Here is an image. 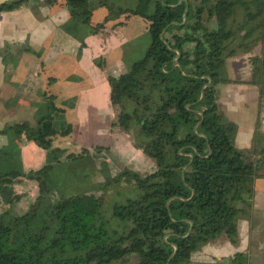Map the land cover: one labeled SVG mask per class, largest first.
Instances as JSON below:
<instances>
[{"label": "trees", "instance_id": "trees-1", "mask_svg": "<svg viewBox=\"0 0 264 264\" xmlns=\"http://www.w3.org/2000/svg\"><path fill=\"white\" fill-rule=\"evenodd\" d=\"M26 1L10 0L0 12ZM44 1L58 5V0ZM62 1L69 18L60 29L71 38L82 42L102 27L91 24L98 2ZM120 1L106 3L116 15L107 20L142 18L150 43L128 72L108 77L110 102L117 108L112 127L131 131L134 146L154 169L143 175L126 169L100 182H93L95 174L60 171L65 164L84 163L85 156L54 143L69 135L71 123L58 107L55 80L47 75L37 122L0 130L5 141L0 146V264H118L131 256L136 264H167L175 247L169 264H191L200 245L221 237L237 244L238 223L250 217L254 181L264 178V136L257 132L250 150L234 146L236 125L221 113L216 87L228 81L229 57L262 43L264 0H186V12L184 1L176 5L179 0ZM250 63L253 82L264 71V57L253 56ZM24 140L45 153V163L23 172ZM22 180L36 183V196L27 210H12L22 197L14 185ZM120 183L116 198L130 194L111 202L110 190ZM228 261L246 264L247 259L235 254Z\"/></svg>", "mask_w": 264, "mask_h": 264}, {"label": "crops", "instance_id": "crops-1", "mask_svg": "<svg viewBox=\"0 0 264 264\" xmlns=\"http://www.w3.org/2000/svg\"><path fill=\"white\" fill-rule=\"evenodd\" d=\"M60 10L58 5H47L44 0H28L13 11L0 12V48L10 47L8 50H12L14 47L15 50L16 47L23 45L33 50L31 58H26L24 54L16 55V64L13 57V63L7 65L8 71L23 77L25 72L29 74L28 79L35 81L34 86H13L2 75L6 72V67L0 60V104L3 103L1 101H11L12 98L16 99L13 103L17 105L41 102L47 84L46 77L49 75L55 80L52 88L58 95V107L63 108L60 104L65 102L74 103L71 108H64V116L72 120V126H78L82 135L83 131L86 135L89 134L92 123L106 128L105 131L110 136L113 130L114 138L120 141L111 146L122 150L128 146L125 144V137L121 135V129L112 127L116 122L117 111L110 102L108 75L114 77L120 75L117 71L121 72L123 68L116 66L118 61L114 59L113 53L126 39L132 40L143 30L147 31L146 22L137 16L121 15L101 23L102 27L96 33L87 34L83 41L79 42L60 29L67 21L66 14L63 15V11ZM91 24L96 26L99 23L92 20ZM77 56L78 59L74 58L79 60L77 64L72 65L68 62V57ZM253 56L263 58L264 50L261 52L252 50L249 53L240 51L229 57L225 64L228 81L219 83L216 87L217 104L224 117L236 125L234 146L241 151L251 149L257 132L264 136V71L261 69L259 77L252 82L250 59ZM108 57L111 59L108 68L114 67L103 78L95 64L102 62L106 64ZM8 60L11 58L8 57ZM28 94L34 98L33 101H23ZM2 109L0 105V112ZM8 113L9 115L19 113L10 116V124L28 122L29 114L25 109L8 108ZM261 141L260 147H264V138ZM4 143L0 136V146ZM54 143L60 148L63 146L59 138L55 139ZM24 144L28 146L23 147L21 152L25 167L35 169L43 165L45 153L32 142L26 141ZM93 144L92 141L85 149L91 151ZM138 153L136 154L135 149H130L127 151L129 156L127 160L135 157L139 166L147 164L151 168L152 161L140 151ZM21 182V185H14L17 193L23 192L26 182L30 181ZM259 188L264 192V178L254 181L253 210L248 220H242L238 224L237 244L233 245L221 237L206 244L209 248L205 245L200 251L192 254L191 264H229L228 259L235 254L246 255L247 264H264V215H260L259 210V208L264 210V198L262 196L263 202L258 206L256 189Z\"/></svg>", "mask_w": 264, "mask_h": 264}, {"label": "rangeland", "instance_id": "rangeland-1", "mask_svg": "<svg viewBox=\"0 0 264 264\" xmlns=\"http://www.w3.org/2000/svg\"><path fill=\"white\" fill-rule=\"evenodd\" d=\"M99 1H103V2L99 3ZM110 1H112V0H110ZM115 1H119V0H115ZM94 2H98V4H96L97 8L93 14V18H92L93 22L99 23V24L106 23L109 21V20H107L108 17L112 18L113 16H116V15L112 16L110 14V11L106 5V3L108 4L109 0H92V3H94ZM125 2H136V0H121L119 3H125ZM63 3H64V1L58 0V6L62 4L61 5L62 7L59 6L61 8L60 11H63V15L66 14L67 19H68L69 14H68L67 8L65 7V5H63ZM90 3H91V0H90ZM99 4L102 6H100ZM148 11H149V9H148ZM146 25H147V23H146ZM149 43H150V38H149V35L147 34V31H145V30H143V32L141 34H137L136 38H134L132 40H131V38L129 40L126 39L125 42L119 48H117V50H115V53H113L114 54L113 56L115 57L114 59H116L118 61L116 66L123 68L121 72L117 71V73L118 74H124V73L128 72V70L130 69L131 65L134 62L142 59L145 55L147 47L149 46ZM9 48H0V60H1L2 64L6 67V72L2 73L4 79L6 81L10 82L11 84H13V86H15V85H20L21 87H25L26 85L34 86L35 81L28 79L29 74L24 72L25 77H23L21 75L16 76L13 73H11V71H8L9 66H7L8 63H10V64L13 63V61H12L13 57L16 60L15 64L17 63V59L15 58L16 55L21 56L22 54H24L26 58H31L33 50H31L28 46L24 47L23 45L16 47L15 50H14V47L12 48V50H8ZM41 50H43V49H41ZM253 50H260V52H261V50H264V37H263L262 43L260 45L256 46ZM238 52H240V51H238ZM113 56H112V58H113ZM8 57L11 58V60H8ZM74 58L78 59V56L77 57H68L67 60L69 63H72V65H74L75 63L77 64V62L79 61V60H75ZM110 60L111 59L108 57L107 63L103 64L102 67H100V66L98 67L95 65L96 66L95 68L99 71L98 73L100 75H102L103 78L105 77L104 75H106L107 72L110 69H113V67H114V66H111L108 68ZM225 73H226V71H225ZM108 76L114 77L111 74ZM226 77H227V75H226ZM15 100H16L15 98H12L11 101H9V100L1 101V102H3L0 104L3 108L0 112V128H2V129L8 125H11L9 122V120H11V117L19 114V113H13V114L9 115L8 108L16 109V110H24L25 109L26 112L29 114L28 122L31 125H34L37 122V119H35V114L37 111V107H38V105H40V103L18 104L17 105V103H13V102H15ZM33 100H34V98L32 96H30V94L25 96V98L23 99V101H33ZM73 105H74V103L72 104L70 102H65L62 104V107L63 108H71ZM90 105H92V104H90ZM130 107H131V105H130ZM114 110L117 111V108L115 106H114ZM66 121L68 123H71L72 120L66 119ZM105 130H106V128L98 127L94 123H92L89 134L86 135L83 131V135H82V133L80 132L81 129L78 126L73 127L71 124V130H70L69 135L67 137H59V139L63 143V146L61 147V149L66 150L67 153H69L71 151L74 154H76V153L80 154L82 152V154L85 156V158H83L84 163L78 162L77 164H65L63 167H60L59 170L66 172V173L80 171L83 173L87 172L88 174H95L97 177L93 178L94 180L92 179L93 182H100V181H102V179L104 180L108 176H110V178H111V177H114L117 175L116 177H114V178H117L119 176V174H121L126 169L136 170L138 173H140L142 175L149 173L150 171H152L154 169L153 162H152L151 168H149V165H147V164H143L142 166H139L140 164L135 157L131 158L130 160H127L129 157L127 154V151H130V149H135L136 154H139L138 151H140L141 154L144 155V153L141 149H138V147L134 146L135 138H133L131 131L127 132V131H124L123 129H121V133H122L121 135H123L125 137L124 141H125L126 146H128V147H126L122 150H120V149L117 150V149H114L113 146H111V145H113L115 142H119L120 139L118 140L117 138H114L113 130H112L111 136ZM92 141L94 142V144L91 146V151H89L88 157H86V154L84 153L83 149L85 147H89L92 144ZM25 142L26 141L24 140V142L22 144H20L21 152H22L23 147L24 148L28 147L27 144H24ZM99 149L102 150V153H98ZM108 153H109V157H108ZM101 160L105 161V163L103 165L99 164L101 162ZM44 163H45V155H44V159H43V164ZM23 165H24V163H23ZM127 166H128V168H127ZM138 166L140 167L139 169H137ZM23 170L24 171L28 170L25 167V165L23 166V169H21V171H23ZM89 186L90 185L88 183L85 185L86 188ZM122 187H123V185L121 183L117 184V185H113L111 190H110V194L108 195L107 198L109 200L112 199L111 202H113L115 200L121 201L125 196L127 197L128 194H130V193H126L123 196H121L120 198H116L117 189L118 188L121 189ZM36 190H37L36 183L28 182L23 187V192H20L22 195L21 200L16 205L13 206L12 210L15 209V206H16V208L20 207L23 210H27L30 203L35 199ZM256 194L258 196L257 205L259 206L260 203L263 202L262 196L264 198V192H262V190L259 188V189H256ZM52 196H53V194H52ZM3 210H4L3 206L0 205V212H2ZM259 210H260V215L263 216L264 210H262L260 208H259ZM16 212H18V211H15V213ZM201 246L202 245L199 246L201 249L204 248V245H203V247H201ZM208 246H207V248H209ZM194 253H192V254H194ZM246 259H247V257H246ZM118 264H136V258H135V256H131V257L127 258L124 262H121ZM246 264H247V262H246Z\"/></svg>", "mask_w": 264, "mask_h": 264}, {"label": "water", "instance_id": "water-1", "mask_svg": "<svg viewBox=\"0 0 264 264\" xmlns=\"http://www.w3.org/2000/svg\"><path fill=\"white\" fill-rule=\"evenodd\" d=\"M9 1H10V0H0V6H2V5H4V4L8 3ZM181 1H184V2H185V5H186V7H185V12H186V10H187V8H188V3H187L186 0H179L178 3H177L176 5H178ZM185 16H186V14H184V20H185ZM184 20H183V21H184ZM182 23H184V22H182ZM165 44H166V43H165ZM177 54L179 55L178 52H177ZM173 62H174V64H175L176 66H179V65L177 64V62H176V58L173 59ZM210 83H211V80H209V82L203 87V89H204L205 87H207L208 85H210ZM202 97H203V90H202L201 98L199 99V101L202 99ZM190 157H192V156H190ZM190 232H191V229L189 230V232H188L187 235H189ZM175 253H176V247H175L174 253H173V254L170 256V258L168 259L167 264H169V262L171 261V259H172L173 256L175 255Z\"/></svg>", "mask_w": 264, "mask_h": 264}]
</instances>
